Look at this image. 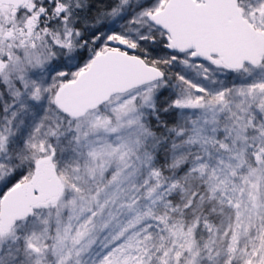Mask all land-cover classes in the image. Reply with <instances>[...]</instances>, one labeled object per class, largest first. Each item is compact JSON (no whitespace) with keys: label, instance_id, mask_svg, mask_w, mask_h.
Instances as JSON below:
<instances>
[{"label":"snow or ice","instance_id":"snow-or-ice-1","mask_svg":"<svg viewBox=\"0 0 264 264\" xmlns=\"http://www.w3.org/2000/svg\"><path fill=\"white\" fill-rule=\"evenodd\" d=\"M0 264H264V0H0Z\"/></svg>","mask_w":264,"mask_h":264}]
</instances>
